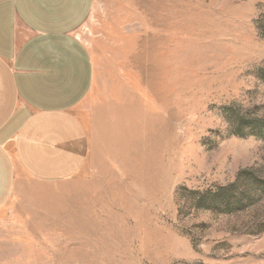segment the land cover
I'll return each mask as SVG.
<instances>
[{"label": "rangeland", "instance_id": "1", "mask_svg": "<svg viewBox=\"0 0 264 264\" xmlns=\"http://www.w3.org/2000/svg\"><path fill=\"white\" fill-rule=\"evenodd\" d=\"M69 180H23L0 264H264V0H94Z\"/></svg>", "mask_w": 264, "mask_h": 264}, {"label": "crops", "instance_id": "2", "mask_svg": "<svg viewBox=\"0 0 264 264\" xmlns=\"http://www.w3.org/2000/svg\"><path fill=\"white\" fill-rule=\"evenodd\" d=\"M94 0H0V213L23 180L64 182L88 154L78 107L93 84L80 33Z\"/></svg>", "mask_w": 264, "mask_h": 264}]
</instances>
